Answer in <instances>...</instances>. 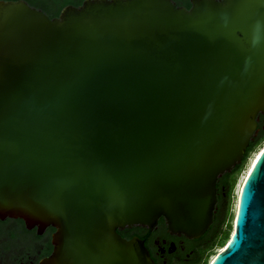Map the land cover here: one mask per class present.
Returning a JSON list of instances; mask_svg holds the SVG:
<instances>
[{"label": "water", "instance_id": "obj_1", "mask_svg": "<svg viewBox=\"0 0 264 264\" xmlns=\"http://www.w3.org/2000/svg\"><path fill=\"white\" fill-rule=\"evenodd\" d=\"M264 114V0H0V218L53 234L39 264H156L153 230L200 239ZM212 264H264V151Z\"/></svg>", "mask_w": 264, "mask_h": 264}, {"label": "flooded vegetation", "instance_id": "obj_2", "mask_svg": "<svg viewBox=\"0 0 264 264\" xmlns=\"http://www.w3.org/2000/svg\"><path fill=\"white\" fill-rule=\"evenodd\" d=\"M171 1L178 8L192 10L197 0ZM257 124L255 137L251 141L246 153L248 156L264 142V114L258 116ZM231 175L233 181L236 178V174ZM223 177L224 175L219 179L217 184L218 204L214 213L212 226H214L216 218H224L222 212L224 210L219 206L220 200L222 199L226 203L230 201V194L228 195L230 187H223L222 191H219V184H221L220 181ZM228 223L229 219L226 220V225ZM129 230H132L130 237L126 238L131 239L137 236L143 240L150 252L151 258L156 264H202L204 257L209 253V247L215 239L200 241L201 238L189 239L184 235L173 234L170 232L167 222L163 217L159 219L158 225L153 230L139 226ZM55 231L53 227H48L42 233H39L38 228H28L22 219L0 218V264H39L42 259L50 256L54 250L53 234Z\"/></svg>", "mask_w": 264, "mask_h": 264}, {"label": "trees", "instance_id": "obj_3", "mask_svg": "<svg viewBox=\"0 0 264 264\" xmlns=\"http://www.w3.org/2000/svg\"><path fill=\"white\" fill-rule=\"evenodd\" d=\"M9 1V0H6ZM12 1H17V0H12ZM27 1L31 6L36 7L38 9L43 10L44 12L48 13L51 17H56L58 16L63 8L66 6L72 5V6H79L82 4L85 0H25ZM248 155L244 157V161L241 165H238L231 174H236L242 169L244 166L246 160L248 159ZM231 174L226 173L224 177L221 179V184H219V191L221 192L223 187L229 188V193L230 194V201L226 203L222 199L220 200V208H222L224 211L223 212V217H218L215 220L214 226H212L208 232L201 238L200 241H210L213 240V244L209 247L208 251L209 253L213 251L215 248L222 247L225 242L229 239L231 230H232V224L228 223L226 225V220L229 219L230 221V215H231V197L232 193L234 190L235 186V181L236 178L232 181L231 179ZM226 206V207H225ZM132 230L126 229L125 231H118L123 237H130V232ZM209 253L204 257V261L202 264H208V256Z\"/></svg>", "mask_w": 264, "mask_h": 264}, {"label": "rangeland", "instance_id": "obj_4", "mask_svg": "<svg viewBox=\"0 0 264 264\" xmlns=\"http://www.w3.org/2000/svg\"><path fill=\"white\" fill-rule=\"evenodd\" d=\"M264 151V142L261 143V145L253 151L248 159L246 160L244 166L242 169L237 173L236 175V181H235V186L234 190L232 193L231 197V217L229 223L232 224V230L229 239L225 242V244L221 247L215 248L213 251L209 253L208 256V264H212L214 260L218 257V255L226 248L228 243L231 240V236L234 231V226H235V221L237 217V209H238V200H239V195H240V190L247 179L251 167L254 165L256 159L259 157V155Z\"/></svg>", "mask_w": 264, "mask_h": 264}, {"label": "snow or ice", "instance_id": "obj_5", "mask_svg": "<svg viewBox=\"0 0 264 264\" xmlns=\"http://www.w3.org/2000/svg\"><path fill=\"white\" fill-rule=\"evenodd\" d=\"M249 175H251V173H249ZM245 183H247V181H245ZM244 191V189H241V192H243Z\"/></svg>", "mask_w": 264, "mask_h": 264}, {"label": "bare ground", "instance_id": "obj_6", "mask_svg": "<svg viewBox=\"0 0 264 264\" xmlns=\"http://www.w3.org/2000/svg\"><path fill=\"white\" fill-rule=\"evenodd\" d=\"M252 167H253V166H252ZM252 167H251V169H252ZM251 169H250V171H251ZM249 173H250V172H249ZM240 191H241V190H240ZM233 234H234V231H233ZM233 234H232V235H233Z\"/></svg>", "mask_w": 264, "mask_h": 264}]
</instances>
